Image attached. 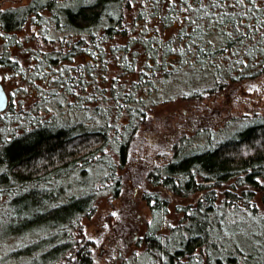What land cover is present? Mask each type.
Here are the masks:
<instances>
[{
  "label": "trees",
  "instance_id": "trees-1",
  "mask_svg": "<svg viewBox=\"0 0 264 264\" xmlns=\"http://www.w3.org/2000/svg\"><path fill=\"white\" fill-rule=\"evenodd\" d=\"M6 1L0 73L21 92L47 88L36 102L16 111L9 102L0 113V240L41 233L2 253L0 264L32 255L43 264H95L98 244L87 241L82 221H97L108 194L100 222L111 231L106 251H120L119 261L136 240L154 264H257L245 237L234 241L229 230L215 243L214 230L248 211L264 248V209L256 205L264 206L256 179L264 181V115L215 143L207 134L208 146L197 150L193 138L210 132L220 112L201 108L206 100L239 103L248 89L260 97L264 0H30L2 8ZM176 78L200 85L175 90ZM177 99L184 106L170 112L175 120L153 124L152 112ZM9 119L21 122L9 130ZM90 168L103 174L89 180ZM141 201L149 206L145 227ZM172 202L178 226L168 220Z\"/></svg>",
  "mask_w": 264,
  "mask_h": 264
},
{
  "label": "rangeland",
  "instance_id": "rangeland-1",
  "mask_svg": "<svg viewBox=\"0 0 264 264\" xmlns=\"http://www.w3.org/2000/svg\"><path fill=\"white\" fill-rule=\"evenodd\" d=\"M29 1L30 0L6 1L2 8L13 7L15 5L20 6V5L26 4ZM5 74L7 73L3 71L0 73V77L2 79L1 83L3 84L4 89L8 95L9 102L13 104L14 111H16L17 108H19L20 102H22L24 105L26 102H27V105L31 104L32 102L33 103L36 102L37 99H39V96L43 94L42 90L47 88L46 86H42L38 91L34 89H24L23 90L24 92H21L18 89L17 81L11 79L10 75L6 76ZM191 77L192 75L186 78H191ZM194 78L196 77H193L190 80ZM180 81H181V78L180 79L176 78L172 82L173 85L171 86V88L173 87L175 90L180 88L182 91L187 92V91L197 89V87L200 85V84H191L192 86L184 87L180 84ZM208 83L210 82H207L204 86H208L209 85ZM248 91L246 90L244 95H240L239 103L229 102L226 104L223 102L224 99L222 101L223 96H221L218 99L206 100V102H203L200 105L201 108H204V107H208L209 109L211 108L219 109L220 108V112L217 113V117L215 118V121H214V123L215 122L216 123L215 124L213 123V126H211L212 128L210 129V132H206V133L203 132L199 136L193 138V142H196V144L200 146V147H195L194 150H197L204 145L208 146V144L205 143L206 140H208L207 134H209V138L211 142L215 143L219 141L220 139L225 138L226 136L228 137V135L232 134L235 130L239 129L240 127L244 126L246 123L253 120L256 116L264 115V84H262V89L260 92L261 95L259 98L255 96L252 97L253 94L250 95L252 93L251 91L250 93L246 94ZM250 97H252V99H248ZM249 100L251 102L253 101V103H250ZM178 101L179 99L175 100V103L170 104L169 110H166L167 109L166 106L158 107L157 109H155L152 112V115L156 113L155 117L157 116L159 118L157 119L153 118V124L161 127V126H164L167 122L170 123L172 120H175L171 118V113L181 111L183 109V107L181 106H184L183 102H178ZM242 101L243 102L248 101V102L243 103ZM14 111L8 114L12 116L14 114ZM19 122L21 121L12 122L9 119V123L7 124L8 128L6 129L12 130V129L17 128L18 126L17 124ZM0 124H1V121H0ZM1 128L2 126H0V130ZM2 132L3 130L0 131V133ZM112 150L113 149L111 147L107 148L105 150L106 155H113ZM161 163L162 161H158L157 165ZM102 174L103 172L100 173V171H98V168H94V169L90 168L87 176L90 177L88 178L89 180L93 181L99 178L100 175ZM78 178L79 177L75 175V178L71 179V181L75 182L77 181ZM81 179H80L81 182L89 181L88 179H85V178H81ZM72 188H74V186ZM136 192H137V189H134V194H136ZM73 193H76V192H73ZM108 198H111V195L108 194L105 197L99 198V200L101 199V201L97 204L99 211H97L96 215H94V217L97 220L96 222L95 220H93V217L91 219H83L82 221V225L84 227V232L86 233L87 241L96 242L98 244L95 251L94 249H92V252H93L92 254L94 255L93 257L95 260V264H154L153 259H151L149 256L145 254V250L143 249V246H139L136 240L132 241V245L130 244L131 249L127 253L123 254V259L120 260L121 262L119 261V258H118L121 255L120 251L113 250L110 253L106 251L108 248V245H107L108 240H109L108 236H110L111 231H108V229L103 230L100 221L104 219V222H105L107 220L106 218L107 214L104 215V213L110 212V209H109L110 204L108 203V200H107ZM220 201L221 199L219 197L216 201L218 205L217 211L222 214L224 212L222 208L224 209V207H222V203H220ZM188 203L192 204L190 199L186 203L185 202L180 203V206L187 205ZM178 204L179 202L178 203L172 202L170 207L168 208V220L171 226H178L179 220L182 216V213L177 212L176 210L177 206H179ZM256 205H257L259 213L262 212L264 209V206L260 200H258ZM137 212H139V207H138ZM140 212H141L140 215L138 213V217H140L142 221H145L144 222V227H145L147 223L146 221H148L149 219V206L145 201H141ZM236 212H237V215H232V218L228 221V222H231L232 219H235L236 224L234 225L230 224L228 228L223 227L221 231H219V229L214 230L215 243L224 241L226 232L229 230L230 231L232 230L234 232L233 240L237 241L238 239V241L241 240L242 242V239L245 237L244 238L245 241L244 240L243 241L246 243V245L244 243L246 247L245 248L246 253L248 251L247 249L251 250V252L253 253V260H255V262L257 261V264H261V263L264 264V248L262 247L258 248L259 243L255 244V239L253 237L254 229L255 230L257 229V227L254 225V222L256 225H258V222H256L254 217H252L253 214L248 213V211H244L240 213L238 209L236 210ZM106 223L107 222H105V224ZM38 234H41V233H37V235L30 234L24 239H22V237L14 236V237L5 238L3 242L0 240V255L4 252L11 251L15 248H18L21 244L25 242H29V241L31 242V241L36 240L37 237H39ZM245 250L243 251L245 252ZM14 264H43V263L38 255H32L30 258H25V259L16 261L14 262ZM200 264H203V263L200 262Z\"/></svg>",
  "mask_w": 264,
  "mask_h": 264
},
{
  "label": "water",
  "instance_id": "water-1",
  "mask_svg": "<svg viewBox=\"0 0 264 264\" xmlns=\"http://www.w3.org/2000/svg\"><path fill=\"white\" fill-rule=\"evenodd\" d=\"M9 104L8 95L4 89L3 84L0 82V113L4 112Z\"/></svg>",
  "mask_w": 264,
  "mask_h": 264
},
{
  "label": "snow or ice",
  "instance_id": "snow-or-ice-1",
  "mask_svg": "<svg viewBox=\"0 0 264 264\" xmlns=\"http://www.w3.org/2000/svg\"><path fill=\"white\" fill-rule=\"evenodd\" d=\"M256 179H257V181H260L261 183H264V181H262L259 176H257Z\"/></svg>",
  "mask_w": 264,
  "mask_h": 264
}]
</instances>
